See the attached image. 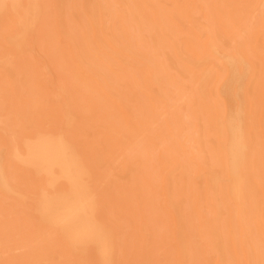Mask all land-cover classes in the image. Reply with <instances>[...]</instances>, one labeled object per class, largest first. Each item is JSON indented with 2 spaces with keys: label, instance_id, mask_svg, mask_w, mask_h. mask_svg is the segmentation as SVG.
Returning a JSON list of instances; mask_svg holds the SVG:
<instances>
[{
  "label": "bare ground",
  "instance_id": "6f19581e",
  "mask_svg": "<svg viewBox=\"0 0 264 264\" xmlns=\"http://www.w3.org/2000/svg\"><path fill=\"white\" fill-rule=\"evenodd\" d=\"M244 12L259 15L250 32ZM0 29L5 77L46 91L53 60L37 58L38 43H61L90 112L89 162L57 132L10 149L36 180L32 216L55 232L58 250L32 264H264V0H0ZM27 53L34 61L14 67ZM117 154L139 214L145 199L157 213L133 226L130 257L118 254L91 177ZM0 189L27 201L3 156ZM2 249L0 237V259Z\"/></svg>",
  "mask_w": 264,
  "mask_h": 264
},
{
  "label": "rangeland",
  "instance_id": "374dc122",
  "mask_svg": "<svg viewBox=\"0 0 264 264\" xmlns=\"http://www.w3.org/2000/svg\"><path fill=\"white\" fill-rule=\"evenodd\" d=\"M247 14L245 13L247 17L243 19L242 26L246 32H250L257 25L259 15L256 12ZM45 20L48 21L44 29L50 34L51 24L53 26L50 1L45 9ZM38 44L42 52L38 50L41 55L38 53L37 58L40 57L38 59L41 60L42 57H47L48 61L53 60V62L49 61V68L45 71L48 74L46 73L45 78H41L47 85L46 91H42L41 87L39 90L33 88L30 83H27L30 79L27 76L7 78L0 72V156L4 158L12 186L23 192L27 199L26 203H21L16 195L0 189V237L3 242L0 264H32L38 258H46L51 251L58 250L54 239L55 232L39 226L31 213L36 180L17 162L8 159L10 149L18 147L23 137L44 130L65 136L81 148L84 159L88 162L94 151L88 137L90 115L88 101L81 92L74 90L78 82L75 64L63 57L66 50L61 43L53 42L48 45L46 42H39ZM3 45V31L0 29V52L4 50ZM24 56L14 60H17L13 64L14 67L21 61L31 60V63L34 61L35 56L32 53ZM138 70L139 68H135L133 72ZM59 85L66 88V94L55 95V88ZM62 102H65V107L62 106ZM68 113L77 117L71 128L62 123ZM144 146L146 144L142 140V143L134 149L142 150ZM132 151L135 152V150ZM107 158L109 162H106L98 171H94L91 177L95 183V191L99 193L102 207L100 217L107 220L116 232L118 254L123 257L126 255L122 252L126 249L124 243L129 246L130 240L137 238L133 226L140 224L141 220L151 223L157 213L154 203L149 205L145 199L139 204L141 209L144 208V212L141 211L144 216L139 214L134 190L131 192L130 185L124 184L122 178L118 177L117 171L122 161L121 157L117 154ZM132 223L134 224L131 225ZM156 229L158 235L163 233V224L156 226ZM129 252L131 253L130 250ZM130 253L126 257H130Z\"/></svg>",
  "mask_w": 264,
  "mask_h": 264
}]
</instances>
